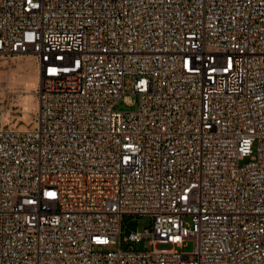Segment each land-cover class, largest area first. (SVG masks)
Segmentation results:
<instances>
[{
    "label": "built area",
    "instance_id": "1",
    "mask_svg": "<svg viewBox=\"0 0 264 264\" xmlns=\"http://www.w3.org/2000/svg\"><path fill=\"white\" fill-rule=\"evenodd\" d=\"M25 55L0 264H264V0H0V56Z\"/></svg>",
    "mask_w": 264,
    "mask_h": 264
},
{
    "label": "rangeland",
    "instance_id": "2",
    "mask_svg": "<svg viewBox=\"0 0 264 264\" xmlns=\"http://www.w3.org/2000/svg\"><path fill=\"white\" fill-rule=\"evenodd\" d=\"M23 59L29 60L32 63L33 67L35 68L37 67L35 59L32 56H28V55L15 56V57H1L0 56V72L2 71L0 75V86H2L0 87L1 89L0 92L3 93V99L0 102V108L8 112V118L6 119V121L8 120V123L10 125H15L16 127H19V128L21 126L22 127L27 126L30 122L29 119L27 121L24 120L23 106L22 104H20L22 99L26 97L27 95H31L33 97L32 100L34 102V98H35L33 94L34 92L33 86L31 87L27 85L28 84V81L26 78L27 69L23 67H18L17 65V63L23 61ZM4 72H6L5 75H4ZM22 72L23 74H21ZM15 82L16 83L18 82L19 84L18 83L16 84ZM11 87H14V88H11ZM117 108L118 109L120 108L123 110H130L131 106L119 105L117 106ZM33 112L34 111L32 109V112L30 114L31 116ZM150 227H151V219L149 216H125L123 219V232L124 233H128L129 231H136V232L142 233L146 228L150 229ZM158 247H166V245L159 244ZM135 248L139 250H144L146 248H150V245H148V242L144 241V242L138 243L135 246ZM191 249H192V243L190 241L186 242L183 246V250L190 251Z\"/></svg>",
    "mask_w": 264,
    "mask_h": 264
},
{
    "label": "bare ground",
    "instance_id": "3",
    "mask_svg": "<svg viewBox=\"0 0 264 264\" xmlns=\"http://www.w3.org/2000/svg\"><path fill=\"white\" fill-rule=\"evenodd\" d=\"M28 56H31V55H28ZM31 59V58H30ZM18 67H23V68H26L27 69V81H28V84L29 86H33V88L36 87L37 83H38V77H39V74H38V67H33L32 63L29 61V60H24L21 61V62H18L17 63ZM37 66V64H36ZM8 68V67H7ZM24 70V69H23ZM12 71V70H11ZM25 71V70H24ZM2 72V71H1ZM1 72H0V75H1ZM6 72H4V75H5ZM9 73V72H8ZM18 73V72H17ZM23 74V72L21 73ZM25 74V73H24ZM8 77V76H7ZM16 77V76H14ZM24 77V76H23ZM25 78V77H24ZM4 79V78H3ZM13 80V79H12ZM11 80V81H12ZM11 83V82H10ZM13 83V82H12ZM16 83V82H15ZM18 83V82H17ZM16 83V84H17ZM19 84V83H18ZM10 86V84H9ZM2 87V86H0ZM25 87V86H24ZM4 88V87H3ZM10 88V87H9ZM11 88H14V87H11ZM27 89V88H26ZM1 90V89H0ZM4 90V89H3ZM2 90V91H3ZM13 90V89H12ZM25 93V92H24ZM5 94V93H4ZM34 94V92H33ZM35 97V95H34ZM22 98V97H21ZM3 99V93L0 92V102L2 101ZM33 97L31 95H27L26 97H24L21 101L20 104H22L23 106V112H24V120L27 121L28 119L30 120L31 119V112H32V109L33 111L36 109V99L34 98V102H33ZM21 100V99H20ZM14 103V101H13ZM18 103V102H16ZM9 108V107H8ZM5 120L8 118V112L5 111ZM8 123V120L6 121ZM20 128H23L22 126Z\"/></svg>",
    "mask_w": 264,
    "mask_h": 264
}]
</instances>
